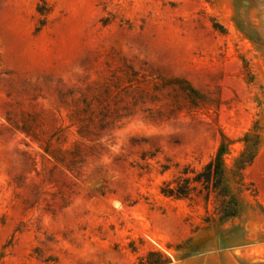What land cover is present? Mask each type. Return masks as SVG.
<instances>
[{
    "label": "rangeland",
    "instance_id": "1",
    "mask_svg": "<svg viewBox=\"0 0 264 264\" xmlns=\"http://www.w3.org/2000/svg\"><path fill=\"white\" fill-rule=\"evenodd\" d=\"M254 130L236 216L161 193ZM149 251L264 264V0H0V264Z\"/></svg>",
    "mask_w": 264,
    "mask_h": 264
},
{
    "label": "trees",
    "instance_id": "2",
    "mask_svg": "<svg viewBox=\"0 0 264 264\" xmlns=\"http://www.w3.org/2000/svg\"><path fill=\"white\" fill-rule=\"evenodd\" d=\"M257 130L246 132L243 136L244 149L236 157L230 171L232 179L238 184L237 188L230 185L225 165L224 155L228 153L229 144L222 138L214 155L200 169L185 166L174 178L172 184L164 183L160 191L164 195L175 198H191L193 195L203 196L206 201L214 200V214L218 221H224L236 216L242 207L240 186L242 185L243 170L252 163L259 144ZM213 220V219H212ZM210 221V218H206ZM181 246L178 245L177 248ZM167 258L157 251H149L140 258L138 264H165Z\"/></svg>",
    "mask_w": 264,
    "mask_h": 264
}]
</instances>
